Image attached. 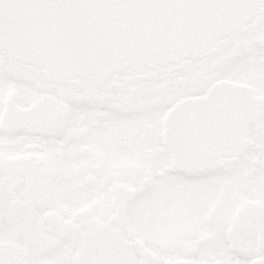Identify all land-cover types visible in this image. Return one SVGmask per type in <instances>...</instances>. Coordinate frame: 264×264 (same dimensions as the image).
Instances as JSON below:
<instances>
[{
    "label": "flooded vegetation",
    "instance_id": "af4514ba",
    "mask_svg": "<svg viewBox=\"0 0 264 264\" xmlns=\"http://www.w3.org/2000/svg\"><path fill=\"white\" fill-rule=\"evenodd\" d=\"M262 143L264 0L242 35L200 60L128 70L100 86L57 85L0 54V264H80L90 244L100 245L97 260L84 264H151L158 241L164 264H264V156L250 159ZM249 163L232 183L243 181L242 195L179 229L181 246L164 241L161 225L157 234L151 210L176 203L169 224L190 209L167 181L193 180L194 193L201 178ZM202 226L212 232L198 234Z\"/></svg>",
    "mask_w": 264,
    "mask_h": 264
},
{
    "label": "water",
    "instance_id": "95a60500",
    "mask_svg": "<svg viewBox=\"0 0 264 264\" xmlns=\"http://www.w3.org/2000/svg\"><path fill=\"white\" fill-rule=\"evenodd\" d=\"M260 1L0 0V53L57 85L78 78L100 86L127 70L200 58L242 34ZM99 246L83 248L80 264L96 261Z\"/></svg>",
    "mask_w": 264,
    "mask_h": 264
},
{
    "label": "rangeland",
    "instance_id": "374dc122",
    "mask_svg": "<svg viewBox=\"0 0 264 264\" xmlns=\"http://www.w3.org/2000/svg\"><path fill=\"white\" fill-rule=\"evenodd\" d=\"M195 60H200L199 59H195ZM229 65L228 62L223 61V63L220 65V72H224V66ZM253 69L252 67L249 68V70ZM260 71V75H262V71L259 69ZM238 78H241V76H238ZM244 80V79H243ZM168 89L165 90L164 92H169L171 91V88L166 87ZM178 91H181V93H179L178 95H186L188 93L192 92V89H188L187 91H182V89L180 88ZM177 91V92H178ZM173 95V94H172ZM177 95V94H175ZM262 139V138H260ZM263 148L259 149L257 153H252L250 154V159L252 158H257V159H261L262 156H264V144L262 143ZM256 167L255 165H251L250 163L247 164L244 168H238L233 170L229 175H224V176H216V177H211L209 176L207 179L201 178V180L199 181V189H197L194 193V189L193 187L196 185L194 183L193 180H186L182 177L178 178L177 180H175V182H170L167 181V184H165V189L167 190L168 187H176L179 190V195H180V199L182 202L181 205H185L187 207L190 206V209L188 208V210L184 211L182 213L183 216V220L182 218L178 220L173 219L172 221L169 222L167 219H170V217H172L173 215L177 214V209L178 207L176 206L177 204L174 202H168L169 206L167 207V209L165 211H159V209L156 207L153 210L150 211V214L152 212L155 213H159L158 217L156 219H153L150 221V223H158L159 225L156 227L154 226L155 230L157 231V234L159 232V227L160 225L164 228V231L162 232L161 235H164V241H166L167 239L170 238H174L171 240V243L169 246H173V247H177V246H181L183 243V240L175 238V234L178 232L179 229H185L186 227H188L189 225H191L192 227L194 226V223L199 222L203 219H206L208 215L214 214L219 216L220 213L222 212L223 206L220 202H223L226 200V198H229V200H231V198L242 195V191H243V181L239 182L237 181V183L232 184L233 181H235L236 176H244L246 175V173H251L252 169ZM260 179V176L257 177H253V180L250 181L248 189L253 190L256 189V181ZM261 181V180H259ZM234 185V186H233ZM241 185V186H240ZM181 192H184V195L181 194ZM190 193H193V196H190ZM248 195H245V197ZM198 200H197V199ZM250 198H248L247 200H249ZM147 203H150V200H148ZM160 206V204H159ZM180 206V205H179ZM205 206V207H204ZM186 207V208H187ZM181 209H183V207L180 206ZM197 208V212L199 210V213L197 214V212L194 215V209ZM193 212V213H191ZM191 215L192 218H191ZM194 216L197 219H194ZM191 218V221L189 224H187L186 220L188 218ZM216 231V230H215ZM211 229L209 227H203L198 229V234H205V233H211ZM160 235V236H161ZM157 241V240H156ZM158 244L155 243H151L150 247V257L149 259L151 261V264H164V259L162 258V256L158 253L160 252L159 248L157 247V245L162 246L164 245V243H162L161 241H158ZM157 256L158 260L154 259V256ZM181 256H183L180 253ZM167 255H165L166 257ZM176 257V255L170 257L172 258L171 261H175L178 258H173ZM180 257V256H178Z\"/></svg>",
    "mask_w": 264,
    "mask_h": 264
},
{
    "label": "bare ground",
    "instance_id": "6f19581e",
    "mask_svg": "<svg viewBox=\"0 0 264 264\" xmlns=\"http://www.w3.org/2000/svg\"><path fill=\"white\" fill-rule=\"evenodd\" d=\"M236 98H237V99H235V101L238 102L240 97L237 96ZM237 102H236V103H237ZM185 106H186V104H185ZM232 107H233V109H234V111H235V108H236V109H237V108H241V105H240V104H236L235 106H233V104H232ZM234 117H235V116H233L232 118H234Z\"/></svg>",
    "mask_w": 264,
    "mask_h": 264
}]
</instances>
